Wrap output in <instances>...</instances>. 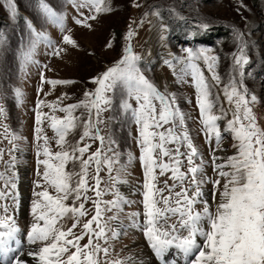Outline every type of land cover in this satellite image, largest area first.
<instances>
[{
	"label": "snow or ice",
	"instance_id": "snow-or-ice-1",
	"mask_svg": "<svg viewBox=\"0 0 264 264\" xmlns=\"http://www.w3.org/2000/svg\"><path fill=\"white\" fill-rule=\"evenodd\" d=\"M3 6L15 19L17 5L14 0H4ZM76 6L87 7L90 13H94L89 16L81 13L83 19H74L75 24L89 29L92 26L87 21L95 20L101 12L111 11L105 0H80ZM134 6L139 7V4ZM39 10L64 31L63 17L54 12L45 0H39ZM152 14L158 15L155 12ZM28 27L36 37L32 49L41 38L47 40L44 33L35 32L30 22ZM199 27L207 29L208 25L202 23ZM133 35L134 31L130 27L125 39L131 40ZM234 39L237 51L232 54L233 67L239 80L230 74L222 88L221 77L216 71L218 57L211 55L209 49H184L186 57L177 59V63L182 65V76L178 79L191 78L205 142L211 145L215 141V147L209 151L215 179L204 175L207 162L190 138L185 126V114L177 106L175 95L166 89L161 91L144 75L138 67L141 57L132 51L130 44L124 47L120 59L91 78L94 89L86 90L83 99L77 103L61 105L37 100L34 131L38 142L37 165H42V172L38 168L39 179L35 187L40 190L33 192V222L27 232L28 244L37 245L27 252L33 258V264H101L100 254L108 255V248L99 243L101 240L107 242L104 213L119 209L122 197L116 193L113 200L101 199L107 191L100 189L99 172L103 166L111 174L119 154L111 147L115 143L111 137L107 138L105 148L106 138L100 134L98 125L103 123L101 114L111 108L112 94L118 88L127 96L120 107L125 113H131L136 125V144L143 172L140 195L144 219L140 226L160 264H168L166 254H170L173 248L183 254L186 264H264V127L253 111L257 98L255 95L249 98L248 88L243 82L244 67L249 63V58L242 33L235 31ZM62 43L78 47L76 41L67 34L62 36ZM111 46L109 42L107 47ZM66 50L54 49L52 55L58 56ZM25 58L30 59V53ZM200 60L211 73L210 78L205 76L197 63ZM165 63L174 67L171 61ZM41 82L53 87L74 83L71 80H46L43 73ZM213 88L218 89L215 95ZM16 95L20 97L19 90ZM66 98L64 94L58 100ZM130 100L135 101V107ZM42 105L49 108L51 113L41 112ZM81 109L83 111L77 115V110ZM57 111L64 115H55ZM3 115L4 109L0 107V116ZM44 120L49 122L54 132L56 151L49 147L48 137L42 135ZM220 121H224L223 129ZM77 129H81L79 139L72 143L68 136ZM222 133L231 136L232 155L220 157L216 154L224 150ZM4 134L7 136L6 127ZM86 139L98 140L100 147L89 153L91 144L84 143ZM168 145L175 147L170 148ZM182 147L187 151L182 152ZM108 152L113 155H107ZM41 155L43 159H39ZM197 158L200 163L195 162ZM185 161L187 170L183 171ZM69 164L73 166L71 170L68 169ZM90 168L93 170L91 185ZM166 175L168 179L160 187L159 178ZM206 179L213 185L214 207L204 201V207L197 210L196 205L201 202L202 195L200 186ZM0 180H4L3 174H0ZM168 180L172 183L169 184ZM8 183L4 181L5 188L0 190V200L8 195ZM11 187L15 188V185ZM177 187L179 191H175ZM89 191L94 192V199L87 195ZM90 199L93 214L81 225V218L89 215L85 202ZM0 212L3 213L0 215V255L3 257L0 264H26L21 256L9 259L8 254L16 252L20 244L17 239L19 228L14 217L8 214L7 205H0ZM133 215L139 216L140 213ZM173 218L175 222L169 223ZM68 220H71L70 227L66 223ZM78 226L81 231L76 234L73 229ZM85 237L87 243L81 244ZM12 242L17 248L11 246ZM105 264L123 262L106 261Z\"/></svg>",
	"mask_w": 264,
	"mask_h": 264
},
{
	"label": "rangeland",
	"instance_id": "rangeland-1",
	"mask_svg": "<svg viewBox=\"0 0 264 264\" xmlns=\"http://www.w3.org/2000/svg\"><path fill=\"white\" fill-rule=\"evenodd\" d=\"M14 2L17 5L15 19L3 6L4 0H0V35L3 37L0 40V107L4 109V115L0 116V174L4 177V180H0V190L5 188L3 185L5 180L9 182L10 190L7 189L8 195L0 200V205H7L8 214L11 216L19 206L24 208L21 218L14 217L20 231L27 233L30 229L33 222L31 204L35 198L33 192L40 190L35 187L39 179L38 168L42 172V165H37L38 142L34 131L37 100L57 102L61 105L77 103L83 99L86 90L94 89L95 86L90 83L91 78L120 59L124 47L129 44L132 51L141 57L138 67L144 75L161 91L166 89L168 93L175 95L177 106L185 114V126L190 138L207 162L204 167V175L207 178H216L209 156L210 148L215 147V141L213 140L211 145L205 142L191 78L178 79L182 76L180 73L182 65L177 63V59L186 57L184 49L190 48L193 51L209 49L211 55L218 57L216 71L221 77L220 88H222L223 84L228 82L230 74L235 75L239 80L238 73L234 71L232 54L237 51L234 32L242 33L246 44L245 52L249 58V63L244 67L243 82L248 88L249 98L251 95L257 98L253 111L260 125L264 127V0H105L111 11L101 12L97 14L95 20L87 21L91 24V29L74 23V19H83V16L94 14L90 13L87 7L78 8L76 5L80 0H45L54 12L63 17L64 31L39 10V0H14ZM135 4H139V7L134 6ZM153 12L158 15H153ZM162 12L166 17L165 20L159 18V13ZM81 13L83 16L80 15ZM169 20L181 21L184 35L182 33L179 35L178 32L171 34L167 26ZM29 22L36 33H44L47 37V40L41 38L34 49L32 43L36 37L28 27ZM202 23L207 24L208 28H200L199 25ZM130 27L134 35L131 40H127L125 37ZM66 34L76 41L78 47L62 43V36ZM162 36L164 39H161ZM109 42L112 45L110 48L107 47ZM59 48L67 50L60 52L58 56L52 55L53 50ZM28 53L30 59L25 58ZM165 61H171L174 67H169ZM197 63L205 76L210 78L211 73L208 72L203 61ZM41 73L46 80H71L74 83L55 87L48 83L42 84ZM17 90L21 93L19 98L16 95ZM217 90L213 88L214 95ZM64 94L67 98L58 100ZM220 94L223 99L222 92ZM112 99L111 108L101 114L103 123L99 124L98 128L100 134L106 138L105 148H107V138L111 137L115 141L111 147L119 155L111 174L106 168L101 167L100 189L107 191V194L101 197L102 200H113L116 198V193L122 197V200L119 209L104 213L107 242L101 240L99 243L108 248V255L101 253L99 258L101 264H105L106 261H122L123 264H160L140 226L144 219L140 195L143 172L139 161V148L136 144V125L131 119V113H125L120 107L122 100L127 99L126 94L118 88L112 94ZM129 102L135 107V101ZM40 111L51 113V110L44 105L41 106ZM80 111L83 110H77L76 114L79 115ZM55 115L62 117L64 113L57 111ZM219 123L223 129L224 121ZM5 127L7 136L4 134ZM41 127L42 135L48 137L49 147L53 151L58 150L49 122L44 120ZM181 130L177 129V131ZM80 133L81 129H77L68 136V140L75 143ZM222 134L224 150L216 154L220 157L232 155L234 149L231 136L228 133ZM84 143L91 144L89 153L100 147L98 140L86 139ZM168 147L173 148L175 145ZM181 151L186 152L187 149L182 147ZM87 155L88 153L85 154V158ZM107 155L112 156L113 153L108 152ZM39 159H43V156L41 155ZM195 162L200 163L199 158ZM72 167V164L68 165L69 170ZM76 170H79L78 164ZM182 170H187L186 161ZM92 171L90 168L89 185L92 184ZM168 175L159 178L160 187H163V181L168 179ZM168 183L171 184L172 181L168 180ZM185 183L187 184V181ZM12 184L15 188L11 187ZM200 187L201 202L196 205V209L201 210L204 201L214 207L213 185L206 179ZM179 190V187L175 189V191ZM87 195L95 198L92 191ZM85 208L89 215L81 218V225L89 219L90 213L93 214L91 199L85 202ZM134 213L140 215L134 216ZM0 215L3 213L0 212ZM110 217L115 219H109ZM174 222L175 218L169 221V223ZM19 233L17 239L23 238L19 249L22 248L21 252L28 257L27 235L24 233L21 236ZM79 233L80 231L76 234ZM84 243H87L86 237L81 241V244ZM11 245L16 246L14 242ZM36 247L37 245H31L30 248ZM14 253L16 252L10 254ZM26 257L23 258L26 264H33V258ZM9 259L14 258L9 257ZM167 262L173 264L174 258L169 256ZM176 264H186V260L177 259Z\"/></svg>",
	"mask_w": 264,
	"mask_h": 264
},
{
	"label": "trees",
	"instance_id": "trees-1",
	"mask_svg": "<svg viewBox=\"0 0 264 264\" xmlns=\"http://www.w3.org/2000/svg\"><path fill=\"white\" fill-rule=\"evenodd\" d=\"M159 18L160 19H163V20L166 19V17L163 14V12H162V14L159 13ZM167 26H169L168 28H169V32H171V34H174L175 32L176 33L178 32V34L180 35L184 31L183 30L184 28H183V25H182V22L181 21H172V20H169V22L167 23ZM182 34L184 35V33H182Z\"/></svg>",
	"mask_w": 264,
	"mask_h": 264
},
{
	"label": "bare ground",
	"instance_id": "bare-ground-1",
	"mask_svg": "<svg viewBox=\"0 0 264 264\" xmlns=\"http://www.w3.org/2000/svg\"><path fill=\"white\" fill-rule=\"evenodd\" d=\"M19 186V185H18Z\"/></svg>",
	"mask_w": 264,
	"mask_h": 264
}]
</instances>
